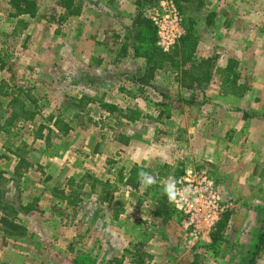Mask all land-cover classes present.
<instances>
[{
    "label": "rangeland",
    "instance_id": "rangeland-1",
    "mask_svg": "<svg viewBox=\"0 0 264 264\" xmlns=\"http://www.w3.org/2000/svg\"><path fill=\"white\" fill-rule=\"evenodd\" d=\"M34 1L30 17L0 0V91L10 94H0V170L14 178L6 185L14 204H29L20 214L26 236L0 225V264H126L135 247L149 255L145 264H191L193 255L197 264H248L264 231V0L184 3V15L168 0L182 24L193 20L192 57L213 59L195 105L182 101L191 90L179 81L180 55L147 85L137 80L149 63L133 45L142 51L148 33L157 45L150 16L164 0H74L76 15L59 0ZM139 17L151 26L139 29ZM233 73L243 90L221 92ZM11 95L31 120L10 118ZM92 98L139 118L117 120ZM18 154L32 165L17 180ZM134 167L157 183L129 180ZM191 171L209 176L224 206L206 230L156 199L164 182ZM254 264H264V243Z\"/></svg>",
    "mask_w": 264,
    "mask_h": 264
},
{
    "label": "trees",
    "instance_id": "trees-1",
    "mask_svg": "<svg viewBox=\"0 0 264 264\" xmlns=\"http://www.w3.org/2000/svg\"><path fill=\"white\" fill-rule=\"evenodd\" d=\"M14 8L15 12L13 16H19L26 14L30 17L35 16L37 5L34 0H7ZM112 1V0H111ZM144 3H155L158 0H143ZM177 4V7L181 14L184 15V11L186 5L194 4L197 9L202 8L205 5V0H174ZM60 4L67 10V12L71 15H76L79 12V8L74 4V0H59ZM185 3V4H184ZM139 29H148L151 24L148 19L143 17H139L135 20ZM210 22V19H207V23ZM183 25L185 27V34L178 40V42L173 46L170 52L162 51L151 38V34H144V38L146 44L142 47L134 46L133 49L135 54H139L145 57L146 62L149 63L147 68V73L142 76L138 81L145 85L148 83V79L152 76V72L157 68H163L166 63L172 64L175 66L178 61L175 60L177 56H181L182 67L178 70L180 73L179 81L181 86H183L187 90H191L189 96L182 98V101L187 105H195L197 104L196 95H194L195 89H200L204 85H206L212 78L213 73V59L211 57L196 59L192 57V54L195 49L196 38L193 34V20L192 18L185 17L183 19ZM141 31V30H140ZM155 31V29L153 30ZM142 32V31H141ZM179 56V57H180ZM179 65V66H180ZM176 71V69L174 70ZM237 74L233 73L232 79L223 78L220 81V91L223 93H233L237 94L243 90V85L237 83ZM136 81V80H135ZM90 83L94 82V79L89 81ZM4 86V85H3ZM2 84H0V90L2 89ZM1 96L7 97L10 94L7 91H0ZM9 98L7 105L11 108L10 118H16L19 116H23L26 120L32 119L34 116V112L27 111L25 109L24 102L17 95H11ZM82 101V97L79 98V105ZM89 101L96 102L104 111L109 113L115 119H119L120 117L128 120L134 121L138 119V112L132 108L120 109L115 104L110 102L102 101L101 98H92ZM56 123V122H55ZM59 129H63V132L66 133L68 128L66 125L59 126ZM40 130V129H39ZM118 141L127 144L128 138H125L123 135L119 134L117 136ZM19 160L16 165L15 175L14 177L18 180L21 176L20 171H25L30 165H32L24 156L18 154ZM138 175V169L132 168L129 180L134 179V177ZM10 180L14 181V178L10 179L4 175V172L0 170V225L12 236L14 237H24L27 233L26 226L21 222L20 214L28 213L29 204H22L19 200L17 204H14L11 196H8L6 185ZM17 194L20 193L18 186L16 184ZM18 197V196H17ZM160 204V208L163 210H167L169 207L173 208L167 201V196L163 194H159L156 198ZM264 243V231L259 235V245L251 256L248 264H254V259L256 257L257 252L261 249L262 244ZM126 257H128V261L126 264H145V259L149 257L147 253L140 250V248L135 247L134 251L126 250ZM122 264L123 260H119L114 258V263ZM197 255H193V259L191 264H197Z\"/></svg>",
    "mask_w": 264,
    "mask_h": 264
},
{
    "label": "built area",
    "instance_id": "built-area-1",
    "mask_svg": "<svg viewBox=\"0 0 264 264\" xmlns=\"http://www.w3.org/2000/svg\"><path fill=\"white\" fill-rule=\"evenodd\" d=\"M150 17L156 30L157 45L163 51H168L184 35L181 15L172 1L164 0L161 10ZM176 181L180 192L174 203L169 202L171 206L182 212L187 224L197 231L213 226L224 206L209 176L205 172L191 171Z\"/></svg>",
    "mask_w": 264,
    "mask_h": 264
},
{
    "label": "clouds",
    "instance_id": "clouds-1",
    "mask_svg": "<svg viewBox=\"0 0 264 264\" xmlns=\"http://www.w3.org/2000/svg\"><path fill=\"white\" fill-rule=\"evenodd\" d=\"M138 179L144 187H149L157 183L154 176L145 171H140L138 173ZM177 181L175 178H169L162 185L163 194L169 199V202H175L177 196L179 195L180 189L176 187Z\"/></svg>",
    "mask_w": 264,
    "mask_h": 264
},
{
    "label": "crops",
    "instance_id": "crops-1",
    "mask_svg": "<svg viewBox=\"0 0 264 264\" xmlns=\"http://www.w3.org/2000/svg\"><path fill=\"white\" fill-rule=\"evenodd\" d=\"M109 23H111V20L109 19V21H108ZM114 25H116V24H114ZM114 25H112L110 28H114ZM125 25H129V23L128 22H125ZM120 30H122V29H120ZM109 33V31H105V33ZM124 39H125V37H124ZM101 60L99 59V60H97V62H100ZM144 74H142V76H143ZM142 76H141V78H142ZM135 76H133L132 77V81L133 80H135V78H134ZM124 78H127L126 76H124ZM150 78H152V76L150 77ZM150 78L148 79V80H150ZM140 78H138L137 80H139ZM131 80V79H130ZM148 84V83H147ZM147 84H145V85H147ZM143 85V84H142ZM111 103V102H110Z\"/></svg>",
    "mask_w": 264,
    "mask_h": 264
}]
</instances>
